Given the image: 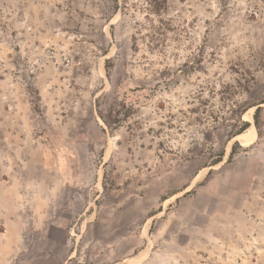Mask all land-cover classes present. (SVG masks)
Returning a JSON list of instances; mask_svg holds the SVG:
<instances>
[{
	"label": "rangeland",
	"instance_id": "1",
	"mask_svg": "<svg viewBox=\"0 0 264 264\" xmlns=\"http://www.w3.org/2000/svg\"><path fill=\"white\" fill-rule=\"evenodd\" d=\"M151 1L0 0L26 264H264V0Z\"/></svg>",
	"mask_w": 264,
	"mask_h": 264
},
{
	"label": "crops",
	"instance_id": "2",
	"mask_svg": "<svg viewBox=\"0 0 264 264\" xmlns=\"http://www.w3.org/2000/svg\"><path fill=\"white\" fill-rule=\"evenodd\" d=\"M41 185L43 186V182H41ZM18 210L16 204L11 203V201L8 206L4 205L0 208V223L4 224V227L7 228L4 238L5 248L0 250V264H26L25 260L28 257L25 254V240L22 235L24 226L22 225V220L16 217ZM35 210L38 211L37 208ZM40 211H43V208ZM53 225L54 224L43 223L41 227L39 225H37V227L35 226V229L39 230L40 228L44 241L57 243L58 240L54 238V236L52 237L54 234H50L51 230H49ZM38 254H41L39 258H43V252H38ZM47 256L52 259V255Z\"/></svg>",
	"mask_w": 264,
	"mask_h": 264
},
{
	"label": "trees",
	"instance_id": "3",
	"mask_svg": "<svg viewBox=\"0 0 264 264\" xmlns=\"http://www.w3.org/2000/svg\"><path fill=\"white\" fill-rule=\"evenodd\" d=\"M166 4H167V0H161V1L152 0L150 2L152 11H154L155 13H160L162 10H164L166 7ZM260 112H261V107H258L256 110V113H255V116H254L256 125L258 124V116H259ZM103 120H104L105 124L111 129H114V127L119 126V124L121 122L119 119L110 120V119H107L105 117L103 118ZM249 126H250L249 123H245L244 127H242L241 130L234 133L233 136L235 137L236 135L242 134L246 129H248Z\"/></svg>",
	"mask_w": 264,
	"mask_h": 264
}]
</instances>
